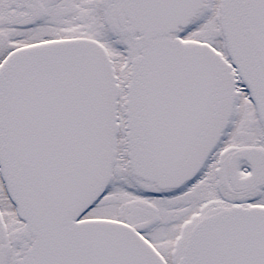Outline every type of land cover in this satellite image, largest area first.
<instances>
[{"label": "water", "instance_id": "water-1", "mask_svg": "<svg viewBox=\"0 0 264 264\" xmlns=\"http://www.w3.org/2000/svg\"><path fill=\"white\" fill-rule=\"evenodd\" d=\"M125 1L134 28L149 37L185 26L201 0ZM239 8L236 42L250 40L264 74V0ZM118 99L113 61L92 39L23 47L0 67L1 174L35 235L18 264H166L135 228L79 221L113 180ZM127 104L137 174L178 186L203 165L228 122L229 66L208 44L157 38L134 60ZM1 240L0 233V264ZM179 264H264V207L201 220Z\"/></svg>", "mask_w": 264, "mask_h": 264}, {"label": "rangeland", "instance_id": "rangeland-1", "mask_svg": "<svg viewBox=\"0 0 264 264\" xmlns=\"http://www.w3.org/2000/svg\"><path fill=\"white\" fill-rule=\"evenodd\" d=\"M113 2L115 0H112ZM51 11L49 21L44 28L29 35H11L10 40L14 43H20L27 40L44 39L57 36L90 35L103 42L110 50L112 56L116 59L118 74L122 83L120 121L121 134L119 138V158L116 167V181L113 184L109 194L102 199L86 216L109 217L124 221H131L135 215H139L143 210L145 216L143 221L146 223L154 219V223L148 229V233L156 244L166 254L171 264H175L178 255L175 256L169 250H164V243L171 240L178 232L180 223L189 222L196 214L188 218L191 212L197 210L202 202L214 200L213 205L224 207L229 205L231 199L222 188V193L218 192L217 179L220 184L224 178L223 171L216 178L208 177V183L203 193L191 195L174 205L169 203L167 198L158 197V190L151 187L149 183L143 182L137 178L129 165V147L127 133V81L132 58L139 52L141 47V38L137 35L127 33L125 27H115L113 25L114 15L106 9L110 0H62L60 3L53 4L51 0H44ZM115 5V2H114ZM90 12V13H89ZM118 28V29H117ZM13 34V33H11ZM186 41H205L213 45L217 50L231 59L229 55V45L226 41L224 27L221 17V0H207V7L204 8L198 19L187 28L185 32ZM5 48L0 47V53ZM247 88V87H246ZM249 93H236V110L232 125H236L225 135V140L221 142L222 150H229L231 146L235 149L247 148L252 145V140L256 139L261 129L258 128L254 108L249 103H244L245 96ZM247 101V99H246ZM232 131V133H231ZM264 145V144H263ZM261 147V163L264 160V146ZM231 152L224 156V162L227 163ZM220 154L213 156L219 158ZM228 165V164H227ZM248 166L245 158L238 159L235 168L242 170ZM228 166L224 169L226 174ZM241 174H243L241 172ZM241 176V175H240ZM235 189V188H234ZM164 196V195H163ZM162 196V197H163ZM229 198H228V197ZM256 202H264V191L258 193ZM172 202V201H171ZM254 202V201H253ZM210 205V208L213 207ZM0 208L9 227V242L12 248V256L20 259L26 252L24 244L31 246L33 237L24 230V224L16 215L15 208L10 202L3 183L0 179ZM184 234V226L178 234L177 239L181 240Z\"/></svg>", "mask_w": 264, "mask_h": 264}, {"label": "flooded vegetation", "instance_id": "flooded-vegetation-1", "mask_svg": "<svg viewBox=\"0 0 264 264\" xmlns=\"http://www.w3.org/2000/svg\"><path fill=\"white\" fill-rule=\"evenodd\" d=\"M61 1L51 0L53 4L60 3ZM50 16V8L44 0H0V47L5 48L0 53V59L16 47L41 40L34 39L14 43L10 40V36L15 34L24 36L39 31L40 28H44ZM236 154L241 155L238 156ZM260 154H263V152L258 150L256 146H249L240 152L230 154L227 163L224 161L219 164L212 163L202 178L189 182L191 184L187 189L183 191H180V188L173 189L174 191L167 193L168 200L170 199L169 203L177 205V203L189 198L191 195L203 193L208 183V177L214 176L216 178L217 175H221L222 171L224 178L220 185L225 189L226 194L231 198L237 199V204L248 202L255 193L260 191L259 188L261 186L264 187V160L262 164ZM241 158H245L248 163V166H244L242 170L234 167L236 161ZM227 166L228 170L225 174L224 169ZM199 208H205V201L199 204ZM143 216H145V213L143 210H140L139 215L134 220L135 225L140 229H143L147 225L142 220ZM175 237L176 234L172 239ZM173 244L174 241L171 240L165 242L163 244L164 250L178 254L181 251V247L179 245L174 247Z\"/></svg>", "mask_w": 264, "mask_h": 264}]
</instances>
